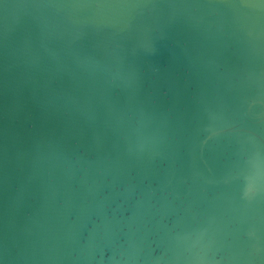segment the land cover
I'll return each instance as SVG.
<instances>
[{"label": "water", "instance_id": "1", "mask_svg": "<svg viewBox=\"0 0 264 264\" xmlns=\"http://www.w3.org/2000/svg\"><path fill=\"white\" fill-rule=\"evenodd\" d=\"M0 264H264V0H0Z\"/></svg>", "mask_w": 264, "mask_h": 264}]
</instances>
